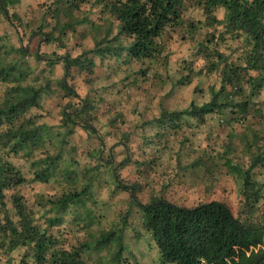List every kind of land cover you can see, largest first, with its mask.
<instances>
[{
  "label": "trees",
  "instance_id": "trees-1",
  "mask_svg": "<svg viewBox=\"0 0 264 264\" xmlns=\"http://www.w3.org/2000/svg\"><path fill=\"white\" fill-rule=\"evenodd\" d=\"M19 3L0 0V14L8 20L9 9ZM189 10L195 16L188 15ZM48 11L63 21L42 35L44 41L65 48L67 33L76 37V28L86 24L94 43L77 57L53 52L41 60L35 54L37 64L42 63L36 67L43 73L40 78H31L35 69L29 65L0 66V264H129L122 258L125 232H101L90 240L70 242L71 233L64 231L66 225L82 230L93 223L80 216L90 210L86 202H96L91 187L97 183V167L110 164L99 160L81 173V183L73 170V149L62 155L75 134L74 125L94 131L91 117L86 118L94 106L86 101L73 113L61 109L57 126L39 123L30 112L40 109L42 98L51 95L53 80L44 72L54 74L58 63L63 68L61 89L76 95L64 77L73 68L89 69L93 64L89 55L112 59L119 66L143 64L160 54L156 39L169 29L182 28L181 39L190 41V46L185 43L187 55L179 60L184 74L175 84L215 82L207 88V101L191 102L181 110L161 109L159 117L148 123L179 131L182 118L205 124L211 115L226 118L232 129L241 125L238 135L246 144L249 164L228 157L234 151L230 139L224 146L223 166L239 177L242 207L253 206L264 193V186L251 176L256 168L264 171V124L257 127L264 121L257 103L264 90V0H51ZM96 13L97 20H91ZM41 26L38 32L43 33ZM16 52L30 53L25 46ZM16 159L27 165L29 177ZM114 178L117 190L127 188L116 172ZM55 183L61 185L58 195L34 190L36 184ZM138 205L141 226L158 248L159 264H264V226L241 221L225 203L213 200L185 207L159 197Z\"/></svg>",
  "mask_w": 264,
  "mask_h": 264
},
{
  "label": "rangeland",
  "instance_id": "rangeland-1",
  "mask_svg": "<svg viewBox=\"0 0 264 264\" xmlns=\"http://www.w3.org/2000/svg\"><path fill=\"white\" fill-rule=\"evenodd\" d=\"M50 2L20 0L16 7L9 9L8 20L0 14V66L6 63L29 65L35 69L31 78H40L43 73L36 67L41 68L42 63L37 64L35 54L41 60L53 52L59 56L66 52L71 57H77L93 47L94 40L87 32L86 24L76 28V37L67 33L65 48L44 41L42 35L63 21L54 18L48 11ZM194 13L193 10L188 11L190 16H195ZM96 17L97 13L89 18L96 21ZM40 25L43 33L38 32ZM34 32H37L36 36L31 38ZM183 33L180 27L165 31L156 39L160 54H155L151 61L145 60L143 64L133 62L129 66H119L112 59L101 61L89 55L93 60L89 69L73 68L64 77L76 95L68 96L61 89L59 80L63 76V68L60 63L56 65L54 74L44 72L53 83L52 93L42 98L40 109L30 112L39 123L57 126L61 109L66 108L73 113L86 106V101L94 106L86 117L88 120L91 117L89 123L94 131L87 133L80 125H74L75 134L69 138L62 152L66 156L69 148L73 149V170L80 176L79 182L82 183L81 173L97 165L99 160L110 163L104 169L97 167V183L91 187L96 202L91 205L86 202L85 206L90 210L80 216L82 219L90 217L89 222L93 223L82 230L76 225H66L64 231L71 233L68 237L70 242L90 240L101 232H125L126 250L122 258L129 264H159L158 248L150 233L141 226L138 205L159 197L185 207L219 201L225 203L241 221L264 226V193L252 202L253 206L243 208L239 177L223 166L224 146L230 139L234 151L228 157H234L246 167L249 164L246 144L238 135L243 131L241 125L232 129L226 118L211 115L207 116L205 124L182 118L179 131L148 123L159 117L161 109L181 110L191 102L200 105L207 101V88L215 82L214 79H201L198 85L196 80L188 86L175 84L184 74L179 60L185 58L190 46V41L181 39ZM191 44L195 46V42ZM19 46H25L30 53H17ZM7 52L9 55H6ZM257 103L264 116V90L259 94ZM263 124L264 121L257 127ZM16 162L29 177L27 165L20 159ZM115 172L123 186H127L125 190L116 189ZM251 176L254 182L264 186L263 169H254ZM60 187L59 183L36 184L34 190L58 195ZM31 194L27 192L29 199Z\"/></svg>",
  "mask_w": 264,
  "mask_h": 264
}]
</instances>
